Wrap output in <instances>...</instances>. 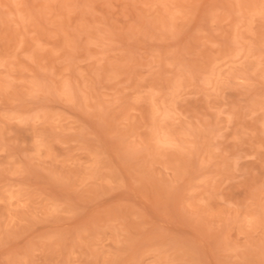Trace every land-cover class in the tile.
<instances>
[{"label": "rangeland", "instance_id": "374dc122", "mask_svg": "<svg viewBox=\"0 0 264 264\" xmlns=\"http://www.w3.org/2000/svg\"><path fill=\"white\" fill-rule=\"evenodd\" d=\"M0 264H264V0H0Z\"/></svg>", "mask_w": 264, "mask_h": 264}]
</instances>
